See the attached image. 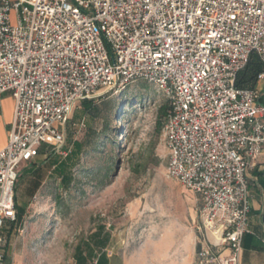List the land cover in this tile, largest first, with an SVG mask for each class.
<instances>
[{
	"label": "built area",
	"instance_id": "built-area-1",
	"mask_svg": "<svg viewBox=\"0 0 264 264\" xmlns=\"http://www.w3.org/2000/svg\"><path fill=\"white\" fill-rule=\"evenodd\" d=\"M253 55L264 63V0H0V116L5 95L14 101L0 149V263L23 232L20 166L41 150L67 158L79 103L145 82L172 107L168 175L201 200L197 263L242 264L250 176L264 178V73L252 90L235 85ZM260 214L264 233V201Z\"/></svg>",
	"mask_w": 264,
	"mask_h": 264
},
{
	"label": "rangeland",
	"instance_id": "rangeland-1",
	"mask_svg": "<svg viewBox=\"0 0 264 264\" xmlns=\"http://www.w3.org/2000/svg\"><path fill=\"white\" fill-rule=\"evenodd\" d=\"M13 104L6 94L0 142ZM165 104L162 92L137 82L97 97L91 112L77 105L67 158L51 153L19 168L17 201L26 213L12 240L14 264H78L79 250L87 264L101 254L106 264H175L180 250L188 256L208 242L201 200L168 175L163 130L156 132Z\"/></svg>",
	"mask_w": 264,
	"mask_h": 264
},
{
	"label": "crops",
	"instance_id": "crops-1",
	"mask_svg": "<svg viewBox=\"0 0 264 264\" xmlns=\"http://www.w3.org/2000/svg\"><path fill=\"white\" fill-rule=\"evenodd\" d=\"M264 89V87H263ZM13 100V99H12ZM14 104L12 107V113L9 121H7L4 126H6V132L10 128L14 117ZM8 134L4 141L0 142V149L4 148L7 145ZM43 156H45L43 154ZM258 178V182L254 183L252 180ZM251 178V199H252V210H251V221H250V230H252V234H249L245 237L243 241V252L241 255L242 264H264V246L262 244V238L264 236L262 230L263 219L260 214V207L264 201V186L261 183V180L264 181V178L261 174H253L250 176ZM20 208H24L26 213V208L23 206H19ZM19 210V209H18ZM19 215V213H18ZM24 217V215L22 216ZM20 219V217H19ZM196 252L197 248L193 245L192 250L188 256L180 250L178 254V261L175 264H196ZM4 258L0 264H14V250L12 248V240L7 246L3 249ZM228 252L225 253L227 255ZM186 257V258H185Z\"/></svg>",
	"mask_w": 264,
	"mask_h": 264
},
{
	"label": "trees",
	"instance_id": "trees-1",
	"mask_svg": "<svg viewBox=\"0 0 264 264\" xmlns=\"http://www.w3.org/2000/svg\"><path fill=\"white\" fill-rule=\"evenodd\" d=\"M251 61L249 62V64L238 74V78L236 81V88L238 89H244V90H252L258 82V78L261 74L264 73V63L263 60L258 57L257 55H253L251 57ZM93 101V100H92ZM90 100H85L82 102V106L85 110L91 112V102ZM264 103V100H263ZM172 111V107H171V103L170 101H168V104H165L162 106V108L160 109V113H159V119L157 121L158 125H157V134L161 135L162 130L164 129L165 125H166V120L168 118V116L170 115ZM77 148L80 149L81 146L77 145ZM44 150H41L40 155L42 156L44 154ZM27 172H29L27 170ZM261 183L264 186V181L261 180ZM18 202V201H17ZM24 208H20L18 210L19 213V217L21 218L24 215ZM21 221V219H20ZM8 233H10V230L8 231ZM246 237V236H245ZM244 237V239H245ZM244 241V240H243ZM197 252H199L201 250V247L198 245L197 246ZM90 256H93V252L90 251ZM77 263L78 264H87L88 260L87 257L85 258V256L83 255L82 251L79 250V253L77 255ZM107 263V258L104 254H101L100 257H98V259L96 260L95 264H106ZM199 264V263H196Z\"/></svg>",
	"mask_w": 264,
	"mask_h": 264
}]
</instances>
